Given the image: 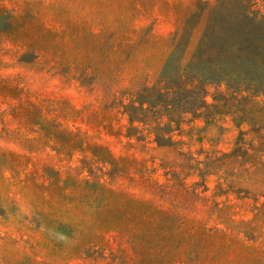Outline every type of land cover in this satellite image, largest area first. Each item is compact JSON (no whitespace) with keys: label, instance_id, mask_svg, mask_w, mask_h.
<instances>
[{"label":"rangeland","instance_id":"1","mask_svg":"<svg viewBox=\"0 0 264 264\" xmlns=\"http://www.w3.org/2000/svg\"><path fill=\"white\" fill-rule=\"evenodd\" d=\"M215 1L114 0L121 11L141 4L144 15L166 18L153 31L132 30L134 43L126 42L132 51L119 52L126 68L119 62L110 69L108 57L92 67L98 48L91 49L90 63L69 55L81 45L101 44L111 27L92 32L98 27L89 15L60 8L53 14L49 0H0V264H264V167L255 172L246 157L226 156L198 170L237 148L239 155L253 153L264 129L237 125L230 115H183L165 136L192 165H175L179 184L165 176L171 169L158 166L168 153L159 157L147 149L157 146L150 126L131 121L117 104L123 91L128 101L141 88V99L156 102L158 93L147 91L184 69L176 67L180 49L173 32ZM28 50H49L61 59L23 64ZM112 50L106 45L102 52ZM79 65H89L90 76L78 78ZM194 70L208 104L236 90ZM238 93L264 106L263 87ZM154 156L151 170L158 169L138 173L143 159ZM143 199L152 200L155 217H148Z\"/></svg>","mask_w":264,"mask_h":264},{"label":"trees","instance_id":"2","mask_svg":"<svg viewBox=\"0 0 264 264\" xmlns=\"http://www.w3.org/2000/svg\"><path fill=\"white\" fill-rule=\"evenodd\" d=\"M51 12L54 14L57 8L66 9L70 14L78 16L79 14L89 15L94 21L98 29L92 32L100 31V29L111 27V34L101 44L95 45L88 49L81 45L77 53L70 54L69 58L78 61L79 57H85L87 63L91 56V49L98 48L94 53L97 57V67L105 57L110 59V69L120 62V67L125 69L123 62H127L126 58L121 56L119 52L125 48L128 54L132 51L133 45H127L126 42L134 43L136 35L132 30H142L145 33L153 31L152 27L161 24L160 14L158 17H149L144 15L141 10V4L136 5L132 10L121 11L114 0H49ZM207 2H203L205 6ZM211 7L206 12L204 7L187 16L181 26H179L172 34L176 37L177 47L180 49L179 62L176 67L184 66L181 73L173 74L172 78H161L147 92H157L156 102L143 98L146 92L139 89L133 94L131 100L126 101V93H122L117 104L122 107L124 113L129 114L131 121H138L150 126V131L155 135L156 147L147 148L159 155L165 152L166 156H162L159 167L169 168L165 176L171 175L175 183L183 184L179 177L176 167H188L192 165L187 154L181 150L178 142H173L171 138L165 136L174 132L175 127L183 120V115L204 114L211 116L230 115L235 123H249L255 130L264 129V124L260 122V116L264 113V106L258 104L249 94L241 95L238 89L241 87L261 89V82L256 84L257 76L264 73V0H216L210 3ZM144 11V10H143ZM142 13V14H140ZM54 25L56 23H53ZM52 24V26H54ZM112 38L113 43L108 44V39ZM106 45H112L111 54L106 55L102 51ZM127 45V46H126ZM50 50V49H49ZM43 51L40 55H35L34 51L28 50L22 55L20 62L23 64H31L35 60H41L44 57H53L55 63H59L61 57L53 56L50 51ZM188 56V57H187ZM34 58L35 60H30ZM71 61L68 68H71ZM60 66V65H59ZM66 67V68H67ZM78 78H86L89 65L81 67L79 65ZM64 69V67H63ZM194 69L202 70L208 73V78L224 79L229 87L236 86V90L229 93H219L214 97V102L208 104L206 102V91L202 81L198 79V75ZM195 81H199L196 84ZM258 86V87H257ZM136 97V99H135ZM56 103L55 100L51 101ZM156 103H158L156 106ZM130 130H136L134 126L129 127ZM142 138L137 137V142ZM241 138H239L240 142ZM239 155V148L231 154H225L223 157L214 158L205 163L204 168H198L199 171L205 172L209 168L217 165V162L223 160L226 156H234L237 160L244 156L248 162L256 166V170L264 167V159L259 158L258 154L264 156V135L257 146ZM158 156L144 158L138 173L144 174L148 172L154 173L158 167L151 170V165L156 162ZM148 161H151L149 164ZM120 163L121 159L115 160ZM117 168V165L115 166ZM151 185L159 186L158 182H152ZM161 186V185H160ZM142 203L147 204L146 209L152 200L143 199ZM154 204L148 208L149 216H156Z\"/></svg>","mask_w":264,"mask_h":264}]
</instances>
